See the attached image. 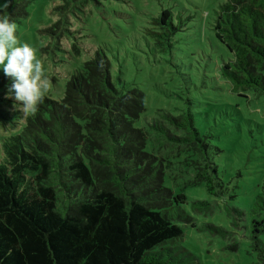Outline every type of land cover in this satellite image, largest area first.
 I'll list each match as a JSON object with an SVG mask.
<instances>
[{
    "label": "trees",
    "instance_id": "obj_1",
    "mask_svg": "<svg viewBox=\"0 0 264 264\" xmlns=\"http://www.w3.org/2000/svg\"><path fill=\"white\" fill-rule=\"evenodd\" d=\"M32 2L7 0L2 14L20 24ZM152 22L149 34L171 55L183 23L170 9ZM53 28L58 22L43 30ZM210 30L228 52L214 72L233 93L264 95V0H224ZM110 66L96 50L69 75L62 96L42 95L35 112L20 108L8 94L12 78L0 75V121L14 131L0 137V264H198L179 241L210 201L189 199L174 183L233 202L196 100L184 98L180 111L157 109L137 125L145 94L115 83ZM175 66L186 89L194 86L198 72ZM262 215L264 193L245 218L249 251L264 264Z\"/></svg>",
    "mask_w": 264,
    "mask_h": 264
},
{
    "label": "rangeland",
    "instance_id": "obj_2",
    "mask_svg": "<svg viewBox=\"0 0 264 264\" xmlns=\"http://www.w3.org/2000/svg\"><path fill=\"white\" fill-rule=\"evenodd\" d=\"M4 2L0 0V5ZM222 2L33 0L28 16L17 24L16 35L20 43L35 50L42 73L48 78V88L42 95L59 99L69 75L101 50L110 61L113 81L125 87L136 86L145 94L146 109L137 125L157 109L180 111L184 98L195 99L197 105L193 108L198 110L201 127L209 124L207 131L221 150L214 160L235 197L226 204L210 197L203 186L173 182L177 189L184 188L182 192L189 199L210 201L207 212L193 215L196 227L185 226L179 242L198 264H261L249 251L245 218L251 202L264 193V95L233 93L213 70L221 58L228 57L226 48L210 30L215 10ZM162 9H170L173 17L183 23V30L172 40L171 55L160 51L155 37L148 32L156 30L152 18ZM57 22L53 34L43 30ZM177 63L180 69L198 72L194 86L187 76L183 79L190 88L181 83L175 70ZM9 123L5 126L0 121V137L14 132ZM234 206L242 211L241 216L232 210ZM204 222L220 227L221 234L199 230Z\"/></svg>",
    "mask_w": 264,
    "mask_h": 264
},
{
    "label": "clouds",
    "instance_id": "obj_3",
    "mask_svg": "<svg viewBox=\"0 0 264 264\" xmlns=\"http://www.w3.org/2000/svg\"><path fill=\"white\" fill-rule=\"evenodd\" d=\"M7 0L0 5V69L12 78L8 94L14 97L25 112H35L42 94L48 88V78L42 73L35 50L27 43H20L16 35L17 24L2 14Z\"/></svg>",
    "mask_w": 264,
    "mask_h": 264
}]
</instances>
